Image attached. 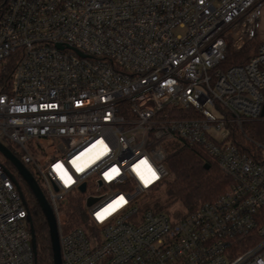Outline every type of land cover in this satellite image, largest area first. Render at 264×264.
<instances>
[{"label":"built area","instance_id":"2783aa9c","mask_svg":"<svg viewBox=\"0 0 264 264\" xmlns=\"http://www.w3.org/2000/svg\"><path fill=\"white\" fill-rule=\"evenodd\" d=\"M263 16L264 0H8L0 143L52 207L62 264H264V144L244 131L264 121ZM180 146L231 184L177 218L148 199ZM16 181L0 161V264H36Z\"/></svg>","mask_w":264,"mask_h":264},{"label":"trees","instance_id":"16d2710c","mask_svg":"<svg viewBox=\"0 0 264 264\" xmlns=\"http://www.w3.org/2000/svg\"><path fill=\"white\" fill-rule=\"evenodd\" d=\"M7 3L8 0H0V17ZM252 44L253 43L248 44L240 52L231 51L228 57V64L246 63L255 52L254 49V51L249 54L250 48L248 47ZM15 67L16 57L14 55L6 64L5 69L0 68V93L10 92ZM244 131L253 140L264 144V121L245 124ZM12 150L14 152V149ZM16 155L19 156L18 154ZM166 161L169 177L163 185L165 186V203L181 204L186 214L193 212L206 202L214 201L224 193L225 188L231 184L230 179L220 172L216 163L200 148L180 146L168 154ZM7 162V167L11 166L15 169L8 160ZM206 165H209V168H206ZM30 171L33 174L31 169ZM16 180L24 194L26 205L30 213L31 224L35 230L37 244L35 263L54 264L53 248L44 213L22 177L17 175ZM155 208L158 211H164V202H157ZM82 212L83 198H73L68 203L66 212V217L71 225L81 224L80 217ZM186 214L181 213V215H176V217L180 218Z\"/></svg>","mask_w":264,"mask_h":264},{"label":"water","instance_id":"95a60500","mask_svg":"<svg viewBox=\"0 0 264 264\" xmlns=\"http://www.w3.org/2000/svg\"><path fill=\"white\" fill-rule=\"evenodd\" d=\"M0 153L5 157L15 168L18 175L22 177V179L26 182L30 190L32 191L33 195L35 196L39 206L41 207L44 216L46 218L50 239L53 248V257H54V264H62L61 258V248H60V241H59V232L57 221L53 212L52 207L48 203L43 191L40 188V185L31 171L17 158V156L6 146L0 143ZM206 168H209V165H206ZM11 175V174H10ZM17 188L21 191L18 182L16 181ZM82 192H85V186L82 187ZM94 202L93 199L88 201V205H91ZM29 221L31 223V218L29 217ZM31 244L33 247L34 254L37 253V244H36V237H35V230L31 224Z\"/></svg>","mask_w":264,"mask_h":264},{"label":"rangeland","instance_id":"374dc122","mask_svg":"<svg viewBox=\"0 0 264 264\" xmlns=\"http://www.w3.org/2000/svg\"><path fill=\"white\" fill-rule=\"evenodd\" d=\"M257 41H259V42L260 41H264V16H263L262 21H261V28H260V31H259V36H258ZM255 47H256V43H254L250 47H248V48H250L249 49V54H251L254 51ZM0 161L5 163V164L8 163L7 159L5 157H3V155H1V153H0ZM11 168L12 167L10 166L9 169L12 171V173L15 176H17L18 175L17 171L15 169H13V168L11 169ZM226 188H225V190H226ZM164 189H165V186L160 188L158 193H155L154 195H152L148 199V203L149 204H156L157 202H162V203L164 202V212L169 214V215L176 216V215H179V214L181 215V213L182 214H186L185 213V209H184V207L181 204H178V203H171V204L165 203L166 195H165Z\"/></svg>","mask_w":264,"mask_h":264},{"label":"snow or ice","instance_id":"6c2138e0","mask_svg":"<svg viewBox=\"0 0 264 264\" xmlns=\"http://www.w3.org/2000/svg\"><path fill=\"white\" fill-rule=\"evenodd\" d=\"M121 199H123V198H121Z\"/></svg>","mask_w":264,"mask_h":264}]
</instances>
